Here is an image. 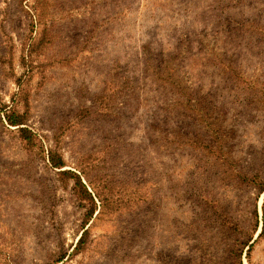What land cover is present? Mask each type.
Wrapping results in <instances>:
<instances>
[{"label":"rangeland","instance_id":"obj_1","mask_svg":"<svg viewBox=\"0 0 264 264\" xmlns=\"http://www.w3.org/2000/svg\"><path fill=\"white\" fill-rule=\"evenodd\" d=\"M0 264H264V0H0Z\"/></svg>","mask_w":264,"mask_h":264},{"label":"trees","instance_id":"obj_2","mask_svg":"<svg viewBox=\"0 0 264 264\" xmlns=\"http://www.w3.org/2000/svg\"><path fill=\"white\" fill-rule=\"evenodd\" d=\"M10 124H11V125H17L18 123H16L14 120H11V121H10Z\"/></svg>","mask_w":264,"mask_h":264}]
</instances>
